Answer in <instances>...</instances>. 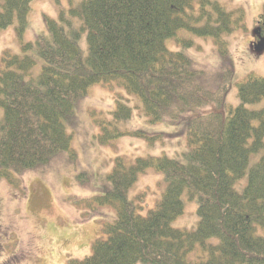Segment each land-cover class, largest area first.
<instances>
[{"label":"trees","instance_id":"obj_1","mask_svg":"<svg viewBox=\"0 0 264 264\" xmlns=\"http://www.w3.org/2000/svg\"><path fill=\"white\" fill-rule=\"evenodd\" d=\"M34 1L0 0V35L16 22L22 42ZM55 4L58 17L47 18L46 32L22 43V54L7 50L1 58L0 177L69 150L67 125L78 101L96 84L117 87L101 144L130 134L123 127L138 108L152 124L185 121L186 149L175 157L117 156L111 190L96 197L115 207L116 217L103 225L92 255L71 264H264V106L249 107L264 103V77L239 83L232 107L225 96L232 70L213 90L188 54L195 37L219 40L225 53L231 14L214 0ZM148 170L163 182L156 205L143 214L146 194L131 192ZM185 194L197 203L190 229L174 226Z\"/></svg>","mask_w":264,"mask_h":264},{"label":"rangeland","instance_id":"obj_2","mask_svg":"<svg viewBox=\"0 0 264 264\" xmlns=\"http://www.w3.org/2000/svg\"><path fill=\"white\" fill-rule=\"evenodd\" d=\"M57 1L61 9H68L72 2L78 4L82 0H35L22 42L16 22L1 32L0 62L5 51L22 54V43L34 42L40 33L46 32L47 18L58 17ZM214 1L231 14L234 22L223 35L226 52L222 53L216 44L219 40L195 37L196 45L188 54L196 68L205 71L208 86L218 88L220 80L232 70L225 96L236 107L239 83L252 74L264 77V50H256L264 42V0ZM176 49L172 47L173 51ZM116 89L96 84L78 101L73 122L67 125L72 136L69 150L35 169L12 173L9 178L0 177V264H71L72 260L91 256L93 243L104 237L103 225L114 221L117 213L115 207H102L96 201L97 196L111 190L108 175L115 158L123 156L135 161L163 154L175 157L179 150L186 149L182 137L185 121L182 125L152 124L138 108L131 122L123 127L130 134L101 144L100 136L104 134L101 126L112 119ZM262 106L264 103L249 107ZM140 130L150 138L161 139L149 141L145 135L132 136ZM162 182L163 176L154 170L140 176L131 195L146 194L143 214L159 200ZM183 200L185 212L174 226L190 229L198 221L197 203L188 194Z\"/></svg>","mask_w":264,"mask_h":264},{"label":"water","instance_id":"obj_3","mask_svg":"<svg viewBox=\"0 0 264 264\" xmlns=\"http://www.w3.org/2000/svg\"><path fill=\"white\" fill-rule=\"evenodd\" d=\"M257 51H263L264 50V42H261L258 46H256Z\"/></svg>","mask_w":264,"mask_h":264}]
</instances>
